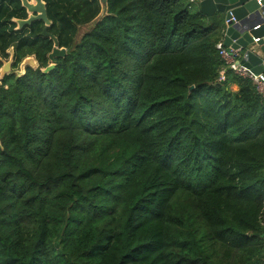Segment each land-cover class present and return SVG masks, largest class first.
Here are the masks:
<instances>
[{"label":"trees","instance_id":"16d2710c","mask_svg":"<svg viewBox=\"0 0 264 264\" xmlns=\"http://www.w3.org/2000/svg\"><path fill=\"white\" fill-rule=\"evenodd\" d=\"M12 2L0 64L38 66L0 79V264H264V99L219 56L223 20L106 0L75 42L98 0H44L66 53L43 72L53 40Z\"/></svg>","mask_w":264,"mask_h":264},{"label":"water","instance_id":"95a60500","mask_svg":"<svg viewBox=\"0 0 264 264\" xmlns=\"http://www.w3.org/2000/svg\"><path fill=\"white\" fill-rule=\"evenodd\" d=\"M21 5L28 12L25 19H18L16 23L21 29L24 25H30L33 21L44 22L42 36L53 40V49L48 54L50 63L42 69L47 72L54 67L55 57L64 56L65 48L58 47L56 37L46 31L51 24L47 17L45 3L42 0H20ZM106 2V0H105ZM198 11L212 21L217 14L224 13L223 45L226 48L238 49L241 52L240 64L248 68L254 74L264 71V0H198ZM7 60H1L0 79L11 72L14 63L13 49H9ZM25 66H37L34 56L25 57L19 64L24 72ZM193 86H190L191 89Z\"/></svg>","mask_w":264,"mask_h":264},{"label":"built area","instance_id":"2783aa9c","mask_svg":"<svg viewBox=\"0 0 264 264\" xmlns=\"http://www.w3.org/2000/svg\"><path fill=\"white\" fill-rule=\"evenodd\" d=\"M195 0H190V2H194ZM259 2V0H258ZM229 19H225V23H227ZM216 49L218 50L219 56L224 60L225 65L231 69L234 73L246 77L250 79L257 93L264 99V71L254 74L248 68L243 66L238 62V58L240 56L238 49H228L223 45L222 40L216 43ZM220 79H224V69L220 72Z\"/></svg>","mask_w":264,"mask_h":264},{"label":"rangeland","instance_id":"374dc122","mask_svg":"<svg viewBox=\"0 0 264 264\" xmlns=\"http://www.w3.org/2000/svg\"><path fill=\"white\" fill-rule=\"evenodd\" d=\"M8 1V3H9V8L11 7L12 8V6H14V2H12V0H7ZM20 1V0H19ZM12 2V3H11ZM98 4H99V6H100V9L98 10V13L96 14V16L93 18V20L91 21L90 20V22L88 21V22H81V23H77V24H75V31H74V33H72V34H74L73 36H74V39H75V42L76 41H78L79 39H80V37L86 32V31H88L90 28H91V26L94 24V22L96 21V20H99L102 16H104L105 15V13H106V2H105V0H98ZM20 5H21V1H20ZM21 7H23L22 5H21ZM196 9V8H195ZM191 11H194V9H191ZM13 12H16V9L14 8L13 9ZM16 20H18V19H16V18H13L12 19V21H14L15 23H16ZM25 26V25H24ZM23 26V27H24ZM44 27V26H43ZM15 29H17V30H19V28H18V25L16 26V28ZM43 29V28H42ZM69 33V32H68ZM45 37V36H44ZM57 39V38H56ZM52 40V39H51ZM54 45V44H53ZM58 47L59 48H61L60 46H59V44H58ZM62 48H64V47H62ZM10 49V48H9ZM9 49H7L6 50V53L8 52L9 53ZM53 49V48H52ZM0 56L2 57V53L0 52ZM30 56H33V55H30ZM4 58V57H3ZM7 58H5V60H6ZM22 62V61H21ZM20 62V63H21ZM19 63V64H20ZM37 63V62H36ZM37 66H38V64H37ZM37 66H35V67H37ZM35 67H31V68H35ZM11 71H13L16 75H21L22 73H23V71L20 69V67H19V65L17 66V67H15L14 69H12L11 68ZM233 88V85H231V89ZM234 89V88H233ZM232 89V90H233Z\"/></svg>","mask_w":264,"mask_h":264},{"label":"crops","instance_id":"0c3cea01","mask_svg":"<svg viewBox=\"0 0 264 264\" xmlns=\"http://www.w3.org/2000/svg\"><path fill=\"white\" fill-rule=\"evenodd\" d=\"M196 8V9H195ZM191 9H194V11L196 10V11H198V0H195L194 2H192V6H191ZM224 13H221V14H217V15H215V17H218V18H220L221 20H223V23H222V25L224 24V21H225V19H224ZM205 18H206V16H204ZM224 26V25H223ZM223 35H224V30H223V32H222V42H223ZM229 49V48H228ZM239 53H240V56H239V58L238 59H240L241 58V52L239 51ZM234 88V89H233ZM233 90H236V85H233Z\"/></svg>","mask_w":264,"mask_h":264},{"label":"flooded vegetation","instance_id":"af4514ba","mask_svg":"<svg viewBox=\"0 0 264 264\" xmlns=\"http://www.w3.org/2000/svg\"><path fill=\"white\" fill-rule=\"evenodd\" d=\"M29 1H31V0H29ZM42 2L45 3L44 0H42ZM25 11H26V9H25ZM26 13H27V16H28V12H26ZM27 16H26V17H27ZM24 19H25V18H24ZM43 24H44V22H43ZM16 26H17V23H16ZM44 26H45V25H44ZM7 59H8V58H7ZM7 59H6V60H7ZM12 65H13V64H12Z\"/></svg>","mask_w":264,"mask_h":264}]
</instances>
